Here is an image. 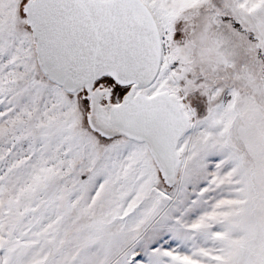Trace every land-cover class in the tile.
I'll use <instances>...</instances> for the list:
<instances>
[{
    "label": "snow or ice",
    "instance_id": "obj_1",
    "mask_svg": "<svg viewBox=\"0 0 264 264\" xmlns=\"http://www.w3.org/2000/svg\"><path fill=\"white\" fill-rule=\"evenodd\" d=\"M0 264H264V0H0Z\"/></svg>",
    "mask_w": 264,
    "mask_h": 264
}]
</instances>
